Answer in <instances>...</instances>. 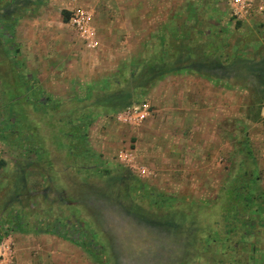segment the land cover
<instances>
[{"label":"rangeland","instance_id":"obj_1","mask_svg":"<svg viewBox=\"0 0 264 264\" xmlns=\"http://www.w3.org/2000/svg\"><path fill=\"white\" fill-rule=\"evenodd\" d=\"M62 2L2 0L0 15H18V24L21 19H26L25 25L38 28L36 43L50 42L54 31L39 29L45 24L54 25L56 19L66 22L69 9L65 10ZM72 2V7L93 9L98 25L99 20L104 19L115 30L116 38L102 48L107 50V55L113 54L112 60L116 57L127 59L124 64L126 71L110 81L98 83L97 87L100 88L92 93L85 89V80L81 81L82 78L78 77L77 80L83 84L78 89V95L85 97L84 102L66 100V96H60L62 102L54 103L56 107L47 110L46 114L41 108L33 109L29 101H19L15 110L22 117V125H14V133L7 139L0 136V243L6 237L12 241L6 264H232L227 260V250L222 251L216 243L207 245L201 238L208 234L206 229L211 226L209 223L219 219L217 216L226 200V190L232 182L254 178L246 145L242 144L245 136H240L239 150L233 153V160L229 152L226 155L228 160H224L222 184L218 181V175L214 176V168H195L189 169L192 173L190 184L183 187L182 183L168 184L162 185L165 190H153L146 179H140L124 168L118 162L117 154L126 148L134 150L135 137L133 130L116 120L117 109L109 108L113 102L106 100L105 95L130 93L131 105L146 101L150 88L133 91L129 86L130 70L134 68L131 62L138 60L144 63V60L155 58L162 50L159 46L161 40H158L157 45L155 41L149 40L142 47L143 42L135 38L132 30L138 9L134 7L133 0ZM191 20L194 24L202 19L193 17ZM2 21L0 17L1 25ZM3 27L0 29L3 37L0 39V110L7 105L3 87L12 82L11 71L26 77L23 70L25 65L18 60L17 54L7 55L10 31ZM100 27L99 40L101 34L106 36ZM123 27L126 31H123ZM145 28L149 36L150 26ZM23 31L28 36V30ZM120 32L124 33L125 38L122 40L129 44L127 48L120 44ZM25 33L19 42L21 49L29 42ZM197 34L200 38V34ZM245 40L239 38V42L245 43ZM78 42L80 52L86 50L79 38ZM180 42L170 41V52L177 46L181 48L186 45V41ZM231 42H227V51ZM182 52L185 54V50ZM84 54L90 57L91 63L92 59L98 63L107 57L101 48L93 52L86 50ZM58 65L63 66L64 80L70 78L75 81L76 75L64 71L65 64H56V70ZM55 73L47 72L41 76L45 81L47 77L54 80ZM29 83L40 91L37 83L30 80ZM105 87L107 91L103 94L99 89ZM13 91L17 90L11 89ZM43 97L50 101L49 97ZM81 122H87L88 125H84V141L77 148L76 139L72 138L69 131ZM61 141L63 145L59 143ZM256 177L260 180L259 175L256 174ZM178 179L182 180V177ZM259 186L264 188V183ZM220 188L222 191L217 194ZM172 195L178 197L167 199L172 198ZM160 197L165 201L163 206L159 205ZM200 203L202 206L198 207ZM198 210L201 223L191 225L193 215ZM78 216L87 220L91 229L83 231ZM11 217L22 220V231H11L4 236L3 225ZM54 228L67 238L43 233V230ZM197 229L203 232H195ZM259 239L258 242L254 238L246 239L247 249H250L251 244H255V248L246 254L238 246L234 259L242 261V264H264V229L259 232ZM235 242L242 241L240 237L234 236L232 243ZM250 254L251 261L248 259Z\"/></svg>","mask_w":264,"mask_h":264},{"label":"crops","instance_id":"obj_2","mask_svg":"<svg viewBox=\"0 0 264 264\" xmlns=\"http://www.w3.org/2000/svg\"><path fill=\"white\" fill-rule=\"evenodd\" d=\"M133 1L138 10L132 31L135 38L143 42L142 47L149 40L155 41L156 45L158 40L167 43L172 40L176 43L186 41L187 46L207 41L214 46L223 44L224 47L232 41L229 51H224L230 58L222 67L200 70L189 67L165 74L155 81L146 96L151 110L148 118L136 127L120 123L133 130L136 147L131 150L138 162L149 170L147 176L136 177L146 179L153 190H165L162 185L182 183L183 187L190 184L192 173L189 169L210 167L214 168V176L217 174L222 184L224 160H228L226 155L229 152L233 160V153L238 152L240 136L243 135L246 139L242 144L246 145L253 166V193L260 194L264 216V188L259 186L264 183V0H257L250 17L241 21L228 20L231 18L226 12V0ZM62 4L67 10L73 2L63 0ZM91 12L98 40L95 48L85 46L68 25V19L66 22L56 19L54 25L40 27V31H54L51 41L45 43H36L38 28L25 25L26 19H21L19 24L17 20L13 28V48L18 60L25 65L26 80L37 83L39 92L55 104L62 102L60 96L84 102L85 97L78 95L79 87H83L78 77L82 78L81 81L85 80V89L92 93L100 88L98 83L114 78L127 61L118 57L112 60L113 54H106L107 50L102 46L116 38L115 30L104 19L99 20L98 25L94 10L91 9ZM193 17L202 20L192 24ZM147 25L151 29L149 36L146 34ZM99 27L106 33V36L101 34L100 40ZM23 29L28 30V36ZM23 33L29 42L21 49L19 42ZM119 37L120 44L127 48L129 44L122 40L124 33L120 32ZM78 38L89 52L101 48L106 59L98 63L92 59L91 63L90 57L84 54L86 50L80 52ZM142 38L144 40L141 41ZM239 38L246 39L245 43L239 42ZM136 58L137 55L134 60ZM59 63L66 65L64 71L76 75L75 81L70 78L64 80L63 66L58 65L57 70L55 67ZM53 71L58 73V76L55 73L54 80L48 77L46 81L42 79L41 74ZM178 177L182 180H176ZM221 188L217 194L222 191ZM177 194L180 196L179 192Z\"/></svg>","mask_w":264,"mask_h":264},{"label":"trees","instance_id":"obj_3","mask_svg":"<svg viewBox=\"0 0 264 264\" xmlns=\"http://www.w3.org/2000/svg\"><path fill=\"white\" fill-rule=\"evenodd\" d=\"M2 5V0H0V8ZM9 15L10 13L6 16L0 15V17L3 18L2 25L4 27L1 24L0 25L3 27V29L5 28L10 31L9 39H7L9 40V43H7V55L11 53L15 54L11 38L13 34V28L15 27V24L18 20V15L15 17H10ZM1 26L0 29L2 30ZM1 30L0 34H2ZM2 38L3 37L0 35L1 40ZM159 46L162 48V50L155 58H150L147 61L144 60V63H140L139 61L131 62V65H133L134 68H131L130 70L131 76L129 77L130 79L128 83L133 91L140 89L147 90L151 88L156 80L167 73H172L189 67L195 68L197 70L205 68H219L224 65V63L227 61V58H230L228 55H225L224 51L226 47H224L223 44L214 46L213 43L207 41H202L199 44L193 43L189 46H182L181 48H179L180 46H177L172 52H170L171 48L169 47V43H167L165 40H162ZM183 50H185V54L182 52ZM125 71L126 66L122 65L118 71L119 76ZM10 75L12 76V82L9 86L5 85L3 87L4 96L7 99V105H5L0 110V136L3 139H7L10 134L14 133V125H22V117L19 115V111L15 110L19 105V101H29L28 104H30L33 109L41 108V110L44 111V114H46L47 110L50 108L54 109L56 107L53 102L43 97L44 95H41L39 90L35 89L34 86L29 83V80L27 81L23 75H20L16 71H11ZM14 88L17 91L11 92V89ZM99 91L105 94L107 90L105 87L99 89ZM105 97L106 100H111V103L113 102L109 108L117 109V112L131 106L130 99L132 95L130 93L124 94L121 92H115L105 95ZM86 119L82 121H85ZM83 123L81 122L75 125V127L69 131V133L72 135V138L76 139L77 148L84 141V125H88L87 122L86 124ZM56 138H58V136H56ZM59 143L63 145L62 141ZM242 179L243 180L232 182V184L228 187L225 194L226 200H224L222 204L219 216L215 214V216L219 217V219H214L211 223H209L211 226L207 227L206 229L208 234L205 237L202 236L201 238V240L205 244L207 243V245L210 243H216V245L221 246L222 251L227 250L229 252L227 255V260L232 264H242V261H237L234 259V253L238 249V246L240 247L241 251L245 252L246 254L250 253L249 250L254 249L255 244H251L249 246L250 249H247L248 243H245V240L254 238L258 242V240H260L259 232L261 229H264V221H262L263 212L261 210L260 203L262 199L260 194L253 193L254 188H252V178ZM247 191L249 192L248 194ZM167 199L171 200L173 198L167 197ZM159 205H165V201L161 197L159 198ZM192 205H196V203H192ZM201 206V203L198 204V207ZM200 210L196 211V214L194 213L192 223L190 222L191 225L194 224L195 226L196 224L201 223V214H199ZM77 220L82 225L81 228L83 231L85 229H91L90 223L87 220L80 218L79 216ZM22 225L23 223L21 219H15L13 217L7 218L5 220V224L3 225V235L7 236L11 231H22L20 229ZM195 232H203V230L197 229ZM43 233H53L59 237L67 238V236H64L61 231L55 228L43 230ZM234 236L237 238L240 237L242 242L232 243ZM248 259L250 261L252 260L251 254L248 255Z\"/></svg>","mask_w":264,"mask_h":264},{"label":"built area","instance_id":"obj_4","mask_svg":"<svg viewBox=\"0 0 264 264\" xmlns=\"http://www.w3.org/2000/svg\"><path fill=\"white\" fill-rule=\"evenodd\" d=\"M75 1V0H72ZM257 0H226L225 7L230 18L235 21L245 20L250 17L254 11ZM68 25L75 30L83 43L88 48H95L98 44L96 30L93 27L92 12L86 7L73 6L69 9ZM150 104L148 101H143L140 104L126 107L115 114L116 120L127 126H140L150 115ZM118 162L134 173L136 176L145 177L149 174V170L141 165L133 150L123 149L117 154ZM12 241L6 237L0 243V264H6L10 257V249Z\"/></svg>","mask_w":264,"mask_h":264}]
</instances>
